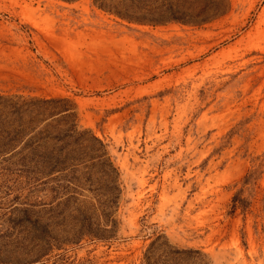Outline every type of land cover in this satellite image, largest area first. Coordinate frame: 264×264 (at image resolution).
<instances>
[{"label":"rangeland","instance_id":"374dc122","mask_svg":"<svg viewBox=\"0 0 264 264\" xmlns=\"http://www.w3.org/2000/svg\"><path fill=\"white\" fill-rule=\"evenodd\" d=\"M0 264H264V0H0Z\"/></svg>","mask_w":264,"mask_h":264},{"label":"trees","instance_id":"16d2710c","mask_svg":"<svg viewBox=\"0 0 264 264\" xmlns=\"http://www.w3.org/2000/svg\"><path fill=\"white\" fill-rule=\"evenodd\" d=\"M224 12L223 9L220 8H213L211 10H202L200 11V16H194V17H190L187 16V18H185L184 16H180V14H177L178 12L174 11V10H169L167 13V18H162V21H166V20H183V21H187V22H196V23H200V22H204L207 21L209 19H211L213 16L220 14ZM149 21H156V20H149ZM52 100H45L43 101V103H48L51 102Z\"/></svg>","mask_w":264,"mask_h":264}]
</instances>
